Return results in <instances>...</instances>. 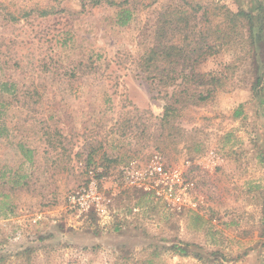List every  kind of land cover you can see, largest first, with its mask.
<instances>
[{"label": "rangeland", "instance_id": "374dc122", "mask_svg": "<svg viewBox=\"0 0 264 264\" xmlns=\"http://www.w3.org/2000/svg\"><path fill=\"white\" fill-rule=\"evenodd\" d=\"M212 1L261 29L264 0H0V264H264V46L169 125L147 75L159 15ZM92 177L106 217L69 207Z\"/></svg>", "mask_w": 264, "mask_h": 264}, {"label": "trees", "instance_id": "16d2710c", "mask_svg": "<svg viewBox=\"0 0 264 264\" xmlns=\"http://www.w3.org/2000/svg\"><path fill=\"white\" fill-rule=\"evenodd\" d=\"M189 6L187 9L181 5L159 15L154 46L145 60L149 79L165 87L172 83L175 86L161 119L164 125H169L183 109L204 105L227 85L240 65L256 69V46H264V20L259 32H255L253 17L243 10L233 12L214 1ZM131 17L125 10L118 15V21L126 25ZM227 50L235 53L233 62L225 68H229L231 77L222 72L207 74L197 70L199 65ZM259 82L257 78L256 84ZM3 86L6 94H14L10 92L12 86Z\"/></svg>", "mask_w": 264, "mask_h": 264}, {"label": "built area", "instance_id": "2783aa9c", "mask_svg": "<svg viewBox=\"0 0 264 264\" xmlns=\"http://www.w3.org/2000/svg\"><path fill=\"white\" fill-rule=\"evenodd\" d=\"M91 176H94L92 172ZM68 203L70 209L76 212L86 213L94 211L102 216L104 215V217L109 215V200L98 191V185L94 177L91 178L90 184L73 192L68 197Z\"/></svg>", "mask_w": 264, "mask_h": 264}]
</instances>
